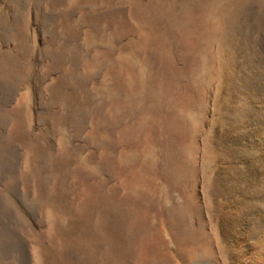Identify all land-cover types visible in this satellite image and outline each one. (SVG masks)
Masks as SVG:
<instances>
[{"label":"rangeland","instance_id":"374dc122","mask_svg":"<svg viewBox=\"0 0 264 264\" xmlns=\"http://www.w3.org/2000/svg\"><path fill=\"white\" fill-rule=\"evenodd\" d=\"M0 264H264V0H0Z\"/></svg>","mask_w":264,"mask_h":264}]
</instances>
